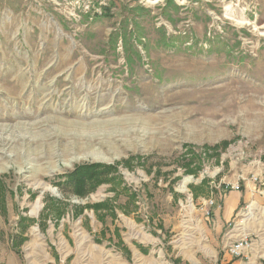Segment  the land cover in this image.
<instances>
[{"label": "rangeland", "instance_id": "obj_1", "mask_svg": "<svg viewBox=\"0 0 264 264\" xmlns=\"http://www.w3.org/2000/svg\"><path fill=\"white\" fill-rule=\"evenodd\" d=\"M173 1L0 0V264H264V0Z\"/></svg>", "mask_w": 264, "mask_h": 264}, {"label": "trees", "instance_id": "obj_2", "mask_svg": "<svg viewBox=\"0 0 264 264\" xmlns=\"http://www.w3.org/2000/svg\"><path fill=\"white\" fill-rule=\"evenodd\" d=\"M166 3H167L168 7H172L176 11L179 10V6L174 4L173 0H167ZM102 9H104V12H102L103 17H111L110 12L109 11L107 12L108 8L103 7ZM145 11H147V10H145L144 8H136V13L135 14H136V16H141V15L144 14ZM97 15L101 16L99 14H97ZM130 21L135 23L133 20H129V18H127V19L124 18V21H122L123 25L121 26V28H118L115 31V34H113L110 37V43H109L110 47L112 49L116 50L119 41L122 42V46H123V48H124V50L126 52V58H127L128 65H129V63H132L134 60L138 61L139 58H140L139 54L137 52L132 51L131 48H130V45H129L130 39H131V36H132L131 32L128 31L129 30ZM133 27L134 28H132V29L138 30L137 27H135V26H133ZM138 36H139L140 43H142V39H141L142 34L138 35ZM163 36L164 37H161V40L159 41V45H167V43H168L167 39L165 38V35H163ZM97 178H100V177H96L94 175L91 176V182H93L92 184L95 183V185H99V184H101L103 182L102 179H100L98 182H95V180ZM23 221H28V223H30L31 221L29 219L25 218V217L20 218V226H21V232L22 233L19 232V235H20V240L24 242V241H26V238L24 237V233L28 229V227H27V225L22 224ZM15 239L17 240V238H15ZM17 245H18V242L15 241V246H17ZM176 261H180V260L176 259Z\"/></svg>", "mask_w": 264, "mask_h": 264}, {"label": "built area", "instance_id": "obj_3", "mask_svg": "<svg viewBox=\"0 0 264 264\" xmlns=\"http://www.w3.org/2000/svg\"><path fill=\"white\" fill-rule=\"evenodd\" d=\"M248 246V242L246 240H241L236 242L230 247V251L234 255H239L241 251H243Z\"/></svg>", "mask_w": 264, "mask_h": 264}, {"label": "crops", "instance_id": "obj_4", "mask_svg": "<svg viewBox=\"0 0 264 264\" xmlns=\"http://www.w3.org/2000/svg\"><path fill=\"white\" fill-rule=\"evenodd\" d=\"M239 201H240V200H239ZM239 201H238V203H239ZM240 202H242V200H241ZM230 203H231V206H232V205L235 206V205L237 204V200H235V201L233 200V201L230 202ZM237 205H238V204H237ZM231 208H232V207H231ZM231 208H230V210L227 211L228 215H229V213L232 211ZM222 215H223V214H222ZM222 215H221V213H220L221 219H223V218H224V219H227V218H226L227 216H222ZM221 219H220V220H221Z\"/></svg>", "mask_w": 264, "mask_h": 264}]
</instances>
